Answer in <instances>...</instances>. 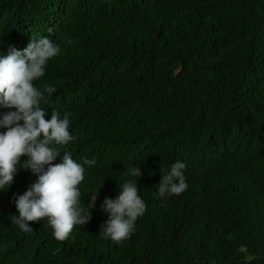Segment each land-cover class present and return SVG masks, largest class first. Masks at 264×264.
I'll return each instance as SVG.
<instances>
[{
  "label": "trees",
  "instance_id": "16d2710c",
  "mask_svg": "<svg viewBox=\"0 0 264 264\" xmlns=\"http://www.w3.org/2000/svg\"><path fill=\"white\" fill-rule=\"evenodd\" d=\"M22 36L61 46L34 84L56 88L48 120L70 114L64 147L97 161L81 206L100 191L66 241L46 219L25 233L10 220L30 188L19 169L0 191V264H264V0H0L1 51ZM177 161L187 190L158 198ZM128 179L147 210L116 244L100 206Z\"/></svg>",
  "mask_w": 264,
  "mask_h": 264
},
{
  "label": "clouds",
  "instance_id": "9594fccd",
  "mask_svg": "<svg viewBox=\"0 0 264 264\" xmlns=\"http://www.w3.org/2000/svg\"><path fill=\"white\" fill-rule=\"evenodd\" d=\"M24 36L9 43L7 53L0 49V191L13 184L19 169L25 172L30 188L13 197L19 215H11V222L30 233V222L46 219L54 238L64 242L75 226H85L92 219L100 190L90 192L91 203L85 209L79 186L85 180V165L95 167L97 161L83 158L81 163L73 158L64 147L77 139L70 131V114L65 112L61 117L53 110L48 120L50 109L43 100L45 93L51 96L56 88L46 85L41 90L34 84L45 75L48 62L61 53V46L48 37L31 42ZM58 157L61 162L54 163ZM186 170L181 161L170 170L161 167L158 198L183 194L188 188ZM142 175L139 166L125 171L128 177ZM119 188L116 198L106 197L100 206L108 214L100 235L116 244L131 238L137 219L147 210L136 180L128 179Z\"/></svg>",
  "mask_w": 264,
  "mask_h": 264
}]
</instances>
